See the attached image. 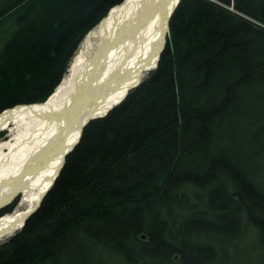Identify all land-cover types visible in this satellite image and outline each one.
Returning <instances> with one entry per match:
<instances>
[{
	"label": "trees",
	"instance_id": "obj_1",
	"mask_svg": "<svg viewBox=\"0 0 264 264\" xmlns=\"http://www.w3.org/2000/svg\"><path fill=\"white\" fill-rule=\"evenodd\" d=\"M121 1L0 0V110L51 94ZM169 29L0 264H264V0H180Z\"/></svg>",
	"mask_w": 264,
	"mask_h": 264
},
{
	"label": "bare ground",
	"instance_id": "obj_2",
	"mask_svg": "<svg viewBox=\"0 0 264 264\" xmlns=\"http://www.w3.org/2000/svg\"><path fill=\"white\" fill-rule=\"evenodd\" d=\"M176 1L112 5L83 37L51 94L0 110V136L8 132L0 138V208L22 196L14 210L0 215V240L21 226L53 186L85 125L122 102L158 64Z\"/></svg>",
	"mask_w": 264,
	"mask_h": 264
},
{
	"label": "rangeland",
	"instance_id": "obj_3",
	"mask_svg": "<svg viewBox=\"0 0 264 264\" xmlns=\"http://www.w3.org/2000/svg\"><path fill=\"white\" fill-rule=\"evenodd\" d=\"M148 71H149V70H148ZM148 71L145 72L144 77L146 76V74H147ZM134 87H136V86H134ZM7 135H8V132H4V133L0 136V138H4V137H6ZM16 196H17V197H15L11 202H8V203L4 204V205L2 206V208H0V213H1L2 211H3V213H5V212H10V211L14 210L15 206L19 203V200H20V198L22 197L21 194H18V195H16ZM13 202H15V204H14V208H13L12 210L4 211V210H5V207L8 206V205L13 204ZM0 215H1V214H0ZM22 226H23V225H21L20 227H18L16 230L20 229ZM16 230H15V231H16ZM15 231H14L13 233L8 234V235H4V237L1 238L0 242L4 241V239H6L7 237L13 235V234L15 233ZM250 233H252V231H250ZM250 236H251V234L249 235V237H250ZM249 237H248V238H249ZM251 237H252V236H251ZM252 240H253V239H251L250 241H252ZM250 241H249V242H250ZM245 254H246V253L243 251V252L239 253L238 255H235L236 260L239 259L240 256H244ZM236 264H242V262H240V263H236Z\"/></svg>",
	"mask_w": 264,
	"mask_h": 264
},
{
	"label": "water",
	"instance_id": "obj_4",
	"mask_svg": "<svg viewBox=\"0 0 264 264\" xmlns=\"http://www.w3.org/2000/svg\"><path fill=\"white\" fill-rule=\"evenodd\" d=\"M180 0H177L176 2H179ZM177 5V4H176ZM176 5H174L173 7H171L172 9H171V15H172V13L174 12V10H175V6ZM173 10V11H172ZM170 18V17H169ZM167 30H168V35H169V33H170V29H169V25L167 26ZM167 39V38H166ZM167 42V41H166ZM165 46H166V44L163 46V48L161 49V51L165 48ZM160 57V56H159ZM157 66V63H156V65L154 66V67H156ZM153 67V68H154ZM87 122V121H86ZM85 122V123H86ZM85 125V124H84ZM81 135H82V132H81V134H80V136L77 138V141L76 142H78L79 141V139H80V137H81ZM75 142V143H76ZM75 145V144H74ZM73 145V146H74ZM73 146L72 147H70V148H68L67 149V153H66V155L70 152V150L73 148ZM66 155H65V157H64V159H63V163H62V165H61V167H60V169L58 170V172H57V174H56V176H55V178H54V181H53V183L55 182V179L57 178V176L60 174V171H61V169L63 168V166H64V164H65V158H66ZM52 183V184H53ZM54 185V184H53ZM51 188V187H50ZM49 188V189H50ZM48 189V190H49ZM48 190H46L45 191V194H46V192L48 191ZM45 194H43L44 196L41 198V200L35 205V208L32 210V211H30L29 213H28V215L26 216V218H25V220L22 222V224L21 225H24L25 224V221L27 220V218H28V216L30 215V214H32L38 207H39V205H40V203L42 202V200H43V198L45 197Z\"/></svg>",
	"mask_w": 264,
	"mask_h": 264
}]
</instances>
